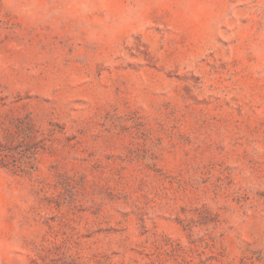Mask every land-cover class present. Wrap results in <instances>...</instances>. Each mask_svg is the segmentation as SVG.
I'll list each match as a JSON object with an SVG mask.
<instances>
[{"label":"rangeland","instance_id":"rangeland-1","mask_svg":"<svg viewBox=\"0 0 264 264\" xmlns=\"http://www.w3.org/2000/svg\"><path fill=\"white\" fill-rule=\"evenodd\" d=\"M0 264H264V0H0Z\"/></svg>","mask_w":264,"mask_h":264}]
</instances>
